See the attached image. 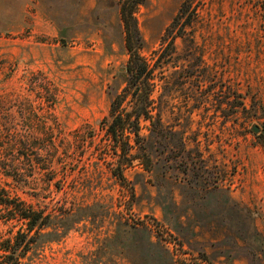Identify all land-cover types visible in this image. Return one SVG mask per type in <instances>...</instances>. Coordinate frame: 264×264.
I'll list each match as a JSON object with an SVG mask.
<instances>
[{"label": "rangeland", "instance_id": "rangeland-1", "mask_svg": "<svg viewBox=\"0 0 264 264\" xmlns=\"http://www.w3.org/2000/svg\"><path fill=\"white\" fill-rule=\"evenodd\" d=\"M183 1L135 13L156 76L129 151L146 166L119 158L103 130L127 93L121 0H0V160L40 162L22 170L35 183L16 189L2 171L0 183L83 220L60 241L44 230L31 264H264V137L252 131L264 129V0H192V23L166 35ZM9 130L19 142L33 130L32 149L12 147ZM5 214L0 238L20 227Z\"/></svg>", "mask_w": 264, "mask_h": 264}, {"label": "trees", "instance_id": "trees-1", "mask_svg": "<svg viewBox=\"0 0 264 264\" xmlns=\"http://www.w3.org/2000/svg\"><path fill=\"white\" fill-rule=\"evenodd\" d=\"M145 1L121 0L120 3V14L126 35L125 41L129 51V61L126 68L129 76L125 89L127 93L123 97L119 94L112 100L109 115L103 120V130L114 146H116L119 158L131 155V160H140L143 165L148 166L145 153L134 152L130 154L129 152L135 146L139 147L141 120H150L152 118L151 96L154 92L156 76L154 69L149 67V64L141 55V38L135 18L136 10ZM191 3L192 0L183 1L177 15L166 29V35L167 33L172 34L178 29V36H181L184 27L192 23L191 15H188ZM185 16L187 17L185 18ZM127 97L131 98L133 104L131 110L125 111L121 108V105L123 103L122 98ZM25 133L28 139L19 142L18 136L19 138L21 137L19 131L9 130L10 145L14 147L19 144L20 149L30 151L32 144L28 140L35 132L27 130ZM261 135L264 137L263 133ZM132 140L135 146L132 144ZM39 164L38 160L29 157L24 159L23 162L0 160V171L8 179V186L14 185L16 189H23L22 187L28 183L37 181L34 174L29 176L24 171L22 172L24 166L28 165L30 170L34 172L39 168ZM124 166L125 164L120 163L118 172L115 174L122 184L126 181L123 172ZM53 181V178H49L47 183L51 184ZM0 205L6 210L4 216L6 222L15 221L20 224L19 229L15 233L6 238H0V264H31L32 253L36 250L38 244L42 242L40 241L41 236L46 235L43 233L44 230H56L58 236L52 241H60L66 237L70 229L83 221L82 216L74 219L72 218L74 215H68L69 212L65 209L56 216H54L55 214L38 210L27 204L20 196L13 195L10 189L3 187L1 183ZM59 215L60 220L57 222L55 217L57 218Z\"/></svg>", "mask_w": 264, "mask_h": 264}, {"label": "water", "instance_id": "water-1", "mask_svg": "<svg viewBox=\"0 0 264 264\" xmlns=\"http://www.w3.org/2000/svg\"><path fill=\"white\" fill-rule=\"evenodd\" d=\"M252 131L255 132V133H263L264 134V129H261L259 125H253L252 126Z\"/></svg>", "mask_w": 264, "mask_h": 264}]
</instances>
